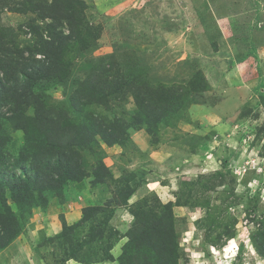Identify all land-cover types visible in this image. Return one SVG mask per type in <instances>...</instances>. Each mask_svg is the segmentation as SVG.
<instances>
[{
    "label": "rangeland",
    "instance_id": "obj_1",
    "mask_svg": "<svg viewBox=\"0 0 264 264\" xmlns=\"http://www.w3.org/2000/svg\"><path fill=\"white\" fill-rule=\"evenodd\" d=\"M85 1L82 35L75 37L85 41L69 47V72L58 81L36 49L37 32L49 39L51 19L18 11L27 0H0V54L10 60L0 85L12 94L29 84L21 103L24 122L35 127L30 118L44 107L58 111L69 128L86 125L93 132L99 119L116 123L125 136L124 144L109 145L97 134L87 147L75 146L90 173L81 187L98 192L89 205L102 209L68 223L66 213L75 200L82 202L69 189L73 181L62 196L46 192L44 205L26 210L24 231L0 248V264H102L169 213L178 264H264L258 247L264 239V0ZM109 55L115 67L98 79V92L74 104L78 86ZM16 71L27 74V84L15 87ZM199 71L206 90L185 94L182 104L173 96L172 111L157 104L162 114L136 122L140 107L130 83L147 94L160 83L188 85ZM8 106L0 117V137H8L0 179L8 182L5 195L17 212L11 182L35 173L39 160L22 158L41 154L47 137L36 129L28 140ZM100 162L111 175L105 182L96 181ZM89 205H78L82 216ZM154 248L134 246L128 256L134 264H157Z\"/></svg>",
    "mask_w": 264,
    "mask_h": 264
},
{
    "label": "trees",
    "instance_id": "obj_2",
    "mask_svg": "<svg viewBox=\"0 0 264 264\" xmlns=\"http://www.w3.org/2000/svg\"><path fill=\"white\" fill-rule=\"evenodd\" d=\"M25 3L27 4L25 7H19L17 10L26 12L31 9L41 18L51 19L46 26L47 37L49 39L44 38L41 32H37L40 39L36 49L44 57L43 62L41 60L38 61L46 65L47 71L55 79L63 81L68 75L70 65V62L65 59L67 50L72 44L85 41L84 37H81L79 40H75V37L82 35L80 26L85 15V9L89 5L85 0H52L51 3H35L33 0H27ZM64 26L67 27V34L64 32ZM36 28L39 29V26H36ZM9 61L3 54H0V71L5 72V74L9 72L7 70ZM31 62L35 64L34 61ZM113 67H115V56L109 55L103 57L97 68L93 70V73L76 89V93L73 94V103L80 104L90 100V94L98 92V79L111 71ZM25 78H27L26 73L20 72V75H17L16 71L15 87L22 82L27 84ZM130 85V90L132 89V93L140 107V113L136 116V122L146 120L150 123L154 119V116L162 114V112L156 109L157 104L162 103V110L164 109L166 113L169 110L172 111L175 104L172 101L173 96L177 95L179 99H177L178 101L176 103L182 104L181 101L186 97L185 94L206 90L208 83L206 82L204 74L199 71L190 78L188 85H168L160 83L152 86V89L147 90V94L142 89L136 90L134 83H130ZM21 87L23 88L21 91L16 93L15 91L19 89L17 87L18 89H15L11 94L9 88H2L0 85V117L6 115L3 106L7 104L9 105V111L13 112L14 118L17 119L15 125L23 129L28 140L36 129L45 133L47 139L41 146V154L34 153L31 156H24L22 158L24 161L29 158L36 161L39 160L35 173L11 182L9 190L12 194V200L17 203L19 211L15 212L10 207L5 195V186L8 182L0 179V248L7 246L15 237L24 231L26 210L31 209L33 205L40 206L39 203L41 202L44 205L47 201L46 192L54 191L55 195L62 196L65 190V184L69 180L80 182L90 175L83 167V163L75 146L87 147L91 139L97 134L109 145L116 143L124 144L125 138L123 131L116 123L106 125L101 123L99 119L95 120L97 125L93 132L86 125L78 124V126L69 128L62 123V116H59L58 111L55 109L49 111V109L44 107L41 108V112L39 110L37 111L36 117L30 118L31 122L35 125L33 127L28 122H24L21 105L24 90L26 87H29V84L25 87L23 84ZM116 87H119V85L116 84ZM158 95L161 98H157ZM148 96L149 98L147 99ZM101 102L103 101L101 100ZM7 139V136L0 137V168L4 167L2 164H7L8 161L7 156L4 154L5 152H3L2 144ZM95 176L97 182H105L111 176L109 168L103 162H100L99 167L95 170ZM101 209L102 206L99 204L84 207L80 223L90 219ZM69 227L72 228V226ZM65 231L66 228L63 232ZM175 243L176 232L174 220L170 217V213L168 215L165 214L163 217L153 219L151 224L140 233H135L116 260L120 264H134V260L130 259L131 257L128 256V252L134 246L142 247L153 244L157 247L154 248L155 253H152L156 258L157 264H178ZM258 247L264 253V239L258 244ZM135 249L137 250L138 248ZM114 258L113 256L110 260L114 261ZM82 262L85 263L84 261ZM144 264H150V261L145 260Z\"/></svg>",
    "mask_w": 264,
    "mask_h": 264
},
{
    "label": "crops",
    "instance_id": "obj_3",
    "mask_svg": "<svg viewBox=\"0 0 264 264\" xmlns=\"http://www.w3.org/2000/svg\"><path fill=\"white\" fill-rule=\"evenodd\" d=\"M82 183H80V182H76V183L71 182L69 184L70 185L69 189L75 190V193L79 194V196L82 197V202L84 204L89 205V204L93 203L94 201H96L95 199L97 197L98 192L95 191V194H94L87 187L86 188L81 187ZM67 192H69V190H67ZM74 198L75 197H73V199ZM82 202H80L79 200H75L74 201V204H75L76 208H74L73 210H70L68 213H66V219H67L68 223H74L75 220L78 221L81 218L82 213H81L80 209L78 208V205L80 203H82ZM55 205H56V203L54 201H52L50 206L48 207V209L52 212ZM64 209H65V207H64ZM116 249H118V248H116ZM114 257L116 258L117 256H114ZM116 261L117 260H115V261H112V260L111 261H103L102 264H118V261H117V263H116Z\"/></svg>",
    "mask_w": 264,
    "mask_h": 264
}]
</instances>
